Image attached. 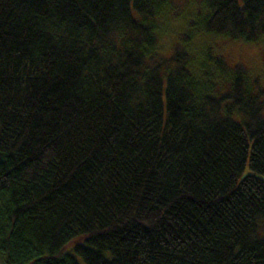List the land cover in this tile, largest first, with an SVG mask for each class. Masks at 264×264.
<instances>
[{"label": "trees", "instance_id": "16d2710c", "mask_svg": "<svg viewBox=\"0 0 264 264\" xmlns=\"http://www.w3.org/2000/svg\"><path fill=\"white\" fill-rule=\"evenodd\" d=\"M178 1L0 0L2 264H264V90L194 34L159 54ZM189 26L256 42L264 0Z\"/></svg>", "mask_w": 264, "mask_h": 264}, {"label": "rangeland", "instance_id": "374dc122", "mask_svg": "<svg viewBox=\"0 0 264 264\" xmlns=\"http://www.w3.org/2000/svg\"><path fill=\"white\" fill-rule=\"evenodd\" d=\"M176 5L174 14L163 23L164 33L159 37V54L168 56L173 46L180 41V35L194 34L190 40L191 49L200 48V45L214 43L216 51L223 54L227 63L231 66H241L249 78L257 79V86L264 90V38L256 42H242L234 39H222L208 37L207 34L193 32L189 22L194 19L196 8L200 0H180ZM193 46V47H192ZM194 48V49H195ZM193 49V51H194ZM78 260H80L78 258ZM0 264H2L0 260ZM80 264H83L80 261Z\"/></svg>", "mask_w": 264, "mask_h": 264}]
</instances>
